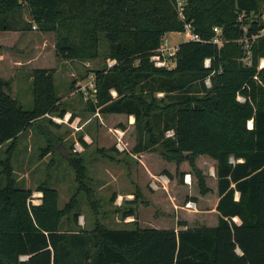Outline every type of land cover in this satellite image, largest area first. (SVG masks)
Returning <instances> with one entry per match:
<instances>
[{
  "label": "trees",
  "instance_id": "1",
  "mask_svg": "<svg viewBox=\"0 0 264 264\" xmlns=\"http://www.w3.org/2000/svg\"><path fill=\"white\" fill-rule=\"evenodd\" d=\"M185 2L182 20L176 0H0V30L36 25L55 33L61 59H115L113 66L97 71L102 111L133 114L135 151L158 150L178 166L189 162L202 193L208 188L196 159L202 154L215 159L217 225L176 230L110 228L98 222L92 229L62 231V219L79 204L76 196L60 208L57 189L44 183L39 186L42 203L29 204L32 189L18 185L13 155L21 134L54 110L58 100L54 71L35 69L32 109L13 98L7 92L10 82L0 77V149L8 144L0 159V264H264V67L259 68L264 0ZM185 21L205 41L181 42L174 68L155 66L153 51L166 33L183 31ZM215 26L228 39L221 47L208 41ZM244 36L251 37L249 55L246 43L239 41ZM207 57L212 58L209 67ZM157 79L161 85L156 89L151 84ZM156 90L165 92L161 99ZM89 103L95 110L97 105ZM169 130L173 135H166ZM57 144L48 138L45 150H56ZM70 163L78 190L94 206L84 160L76 156ZM133 214L131 208L124 216ZM78 216L74 212L73 220Z\"/></svg>",
  "mask_w": 264,
  "mask_h": 264
},
{
  "label": "rangeland",
  "instance_id": "2",
  "mask_svg": "<svg viewBox=\"0 0 264 264\" xmlns=\"http://www.w3.org/2000/svg\"><path fill=\"white\" fill-rule=\"evenodd\" d=\"M260 13V18L264 20V2L261 3ZM24 17L31 20L28 10H25ZM28 30L35 33L23 40L25 45L31 44L34 49L22 51V58L30 56V59L35 60L29 66L15 68L12 78L5 79L10 82V90L7 92L13 94L15 97L11 96L25 109H32V72L35 69H51L54 71L58 100L54 110L34 120L21 134L12 163L18 185L32 189V194L40 191L39 186L45 183L57 189L60 208L72 196L77 197V208L70 216L62 219L60 230L92 229L98 222L110 228H133L138 225L176 230L216 225L218 213L215 211V203L219 197L215 176L216 160L205 154L196 159L197 166L205 175L208 188L206 193H202L189 162L185 161L178 166L175 162L166 160L158 150L135 151L137 132L134 115L105 113L102 111L104 104L99 103L97 71L107 70L113 60L102 56L92 60L61 59L55 51L54 32H42L36 25ZM166 35L173 44L186 40V36L180 32H168ZM239 41L246 43L249 55L251 37L244 36ZM100 48L103 52L107 48L103 37ZM8 50L14 53L12 55L17 53L15 47ZM138 63L139 59L135 61V65ZM167 63L165 68L175 67V62L168 60ZM94 82L95 85L92 84ZM151 85L157 89L161 85V79ZM92 87L96 89L93 91ZM84 91L88 94L87 99ZM149 93V90L144 92ZM110 94L113 98L118 97L115 89H111ZM164 94L161 90L155 92L159 99ZM89 100L97 105L95 110L90 109ZM52 115H69V119L56 126L50 122ZM115 128L125 131V151L117 148ZM166 135H173V130L167 131ZM48 138H52L54 144L58 143L56 150H45ZM81 138L87 142V146L82 144ZM7 147L8 144H5L0 149V159L5 157L4 150ZM76 156H80L86 165L87 182L92 189L91 199L95 207L90 203L86 192L78 190L76 169L70 163V158ZM187 172L191 174V183L184 180ZM161 176L169 179L166 187L157 181ZM152 183L158 184V187H152ZM31 197L32 195L28 199L29 204H32ZM42 198L43 196L38 205L42 203ZM191 200L196 202L193 208L186 206ZM131 208L134 214L125 217V211ZM74 212L79 213L76 221L72 218ZM182 222L186 225L181 224Z\"/></svg>",
  "mask_w": 264,
  "mask_h": 264
},
{
  "label": "built area",
  "instance_id": "3",
  "mask_svg": "<svg viewBox=\"0 0 264 264\" xmlns=\"http://www.w3.org/2000/svg\"><path fill=\"white\" fill-rule=\"evenodd\" d=\"M176 5H177V10L179 12L180 18L182 20H185L186 19V16L184 14L185 5H186L185 0H176ZM245 30H247V29L245 28ZM213 31H214V35H213L212 39H210L208 41L213 43V44H215V45H217L218 47H221L224 44V42H225V39L223 37L222 28L219 27V26H215L213 28ZM180 33H183L186 36V40L185 41H191V40H193V41H205L198 33H196L194 31V27H193L192 22L185 21L184 30L181 31ZM178 47H179V43L173 44L169 40L167 35L165 34L163 36V38H162L160 46L153 51V53L151 55V61H153L156 66H163V67L168 65V63H167L168 60H171V61L175 62L174 58L176 56ZM112 60L113 61L110 62V64H109L110 66H113L116 63L115 59H112ZM211 61H212V58L207 57L205 59V66L209 67L211 65ZM246 63L248 65L251 64V61H250L249 58L246 59ZM262 67H264V59L263 58L261 59V62H260V65H259V68H262ZM92 84L95 85V82L92 83ZM206 84L208 86L211 85L210 77L206 78ZM91 89L93 90L94 88L92 87ZM84 93H85V99H87L88 98V94L86 93V91H84ZM239 99L240 100H244V98L242 96H239ZM51 117L57 123L67 122L68 119H69V115H66L64 117H57V116H53L52 115ZM125 135L126 134H125V131L123 129L115 128L114 136L116 138L117 148L120 151H125L127 149V144L125 142ZM184 180L187 183H191V174L190 173H186L184 175ZM157 181L159 183H161V186H163V187H166L167 184L169 183V179H168L167 176H161V178L158 179ZM152 187H158V184L152 183ZM42 196H43L42 191L33 192L32 197H31V203L33 205H38L40 203V201H41V197ZM186 206L189 207V208H193L195 206V204L192 201H189V202L186 203ZM22 258L25 259L26 256H23Z\"/></svg>",
  "mask_w": 264,
  "mask_h": 264
},
{
  "label": "crops",
  "instance_id": "4",
  "mask_svg": "<svg viewBox=\"0 0 264 264\" xmlns=\"http://www.w3.org/2000/svg\"><path fill=\"white\" fill-rule=\"evenodd\" d=\"M33 33H35L33 30H0V77L1 78L4 79L12 78L13 70L15 68L17 69L22 66H29L35 60L34 58L30 59V56L26 58H22V53H21L24 50L33 51L34 48H31V44L25 45L23 40L24 37L27 36L31 37V34ZM10 47L17 48L16 50L17 53L15 55H12L14 53H12L11 50H8ZM37 68H51V67L41 66ZM11 95L14 96L13 94ZM218 200L219 197L217 199V202ZM217 202L215 203V211H217L216 209ZM193 203L196 205V202L193 201Z\"/></svg>",
  "mask_w": 264,
  "mask_h": 264
},
{
  "label": "water",
  "instance_id": "5",
  "mask_svg": "<svg viewBox=\"0 0 264 264\" xmlns=\"http://www.w3.org/2000/svg\"><path fill=\"white\" fill-rule=\"evenodd\" d=\"M253 125V121H251V126Z\"/></svg>",
  "mask_w": 264,
  "mask_h": 264
},
{
  "label": "bare ground",
  "instance_id": "6",
  "mask_svg": "<svg viewBox=\"0 0 264 264\" xmlns=\"http://www.w3.org/2000/svg\"><path fill=\"white\" fill-rule=\"evenodd\" d=\"M250 125H251V121H250V123H249Z\"/></svg>",
  "mask_w": 264,
  "mask_h": 264
}]
</instances>
